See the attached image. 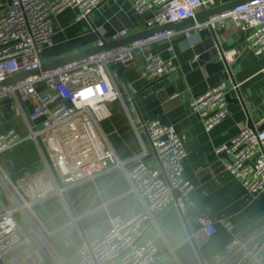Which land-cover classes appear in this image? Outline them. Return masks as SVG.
<instances>
[{
    "label": "built area",
    "instance_id": "1",
    "mask_svg": "<svg viewBox=\"0 0 264 264\" xmlns=\"http://www.w3.org/2000/svg\"><path fill=\"white\" fill-rule=\"evenodd\" d=\"M108 0H10L0 16V84L14 76L39 74L0 87V103L12 101L17 115L26 119L29 139L39 147L47 165L50 180L40 189L39 198L64 196L69 186L92 180L112 169H122L131 183V193L145 207L144 212L123 219L110 220L102 238L85 242L79 248L78 264H181L174 249L162 252L145 237L147 225L157 226V217L173 208L185 213L190 205L193 184L185 177L184 144L171 126L158 121L146 122L135 107L126 108L131 128L146 130L159 169L146 164L147 151L128 161L121 160L108 146L101 123L111 116L109 105L123 101L109 66L134 63L138 53L152 44L170 39L173 32H163L132 44L119 46L52 70L42 71V53L54 36L53 18L67 9L78 11V19L88 17ZM134 10L152 14L147 25L153 29L166 24L192 19L202 10L213 7L214 0H133ZM232 23L247 34V46L256 56L264 55V0H253L232 10L210 17L184 30L191 40L204 29H227ZM128 37L126 29L113 35L112 43ZM100 39L98 48L106 45ZM194 43L190 42L193 48ZM235 50L221 58L232 63ZM141 74L148 82L168 77L178 71L172 60L158 55H143ZM264 75V68L262 70ZM238 88V85L235 86ZM132 95L138 91L130 86ZM228 91L224 83L207 88L195 96L190 108L211 131L229 116ZM132 101V98H129ZM27 103L33 111L25 113ZM19 136L11 130L0 133V154L14 148ZM228 157L225 169L239 179L250 195L264 196V130L245 127L229 144L216 149ZM129 164V168L126 166ZM178 197H176V194ZM30 207L25 202L18 209L0 214V259L6 261L11 252L31 249V243L15 219V213ZM198 222L208 236L216 234L215 223L205 217ZM228 230L231 224L223 222ZM35 264H42L35 256ZM7 263V262H6ZM8 264H13L11 260ZM210 264V263H204ZM218 264H264V229L251 237L235 239L228 246V257Z\"/></svg>",
    "mask_w": 264,
    "mask_h": 264
},
{
    "label": "crops",
    "instance_id": "2",
    "mask_svg": "<svg viewBox=\"0 0 264 264\" xmlns=\"http://www.w3.org/2000/svg\"><path fill=\"white\" fill-rule=\"evenodd\" d=\"M214 1L213 7L197 13L202 20L165 31L174 35L138 53L134 63L109 66L123 101L109 105L111 116L100 125L108 146L121 160L128 161L147 151L145 162L155 169L159 165L148 134L143 128L138 132L131 128L126 108L135 107L148 123L158 121L175 129L186 152L184 174L194 186L190 205L183 214L199 264H218L228 257V246L235 239H246L264 229V196L250 195L242 182L225 169L228 157L216 153V149L229 144L245 127L260 129L264 124V55L256 56L248 49V33L239 32L232 23L227 29L198 31L191 40L185 37L186 28L208 20L203 19L206 11L244 0ZM9 3L10 0H0V16ZM133 5V0H108L88 19L81 20L77 10H65L53 18L54 36L42 53L43 65L97 49L100 39L112 44L113 35L124 29L127 38L136 39L153 30L147 25L152 14L139 15ZM213 35L221 45L230 47L227 51L237 52L232 63L222 58L205 61L195 53V47ZM190 42L195 44L193 48ZM147 53L172 60L178 71L148 82L141 74L143 55ZM221 83L228 91L229 116L208 132L191 110L190 102L207 88ZM130 86L138 91L136 95H132ZM14 107L12 101L0 103V133L14 130L19 136L14 148L0 154V214L30 203L29 208L15 213V219L29 238L34 254L21 248L11 252L6 262L35 264L38 255L42 264H78L83 243L102 238L112 218L126 219L144 212V203L130 192V180L122 169H112L69 186L64 196L52 194L39 198L40 189L50 180L47 165L39 147L29 139L26 119L17 115ZM33 108L32 103H27L24 112L31 113ZM200 217L215 223L216 234L203 233ZM225 221L231 224V230L224 227ZM146 231L145 237L162 252L172 249L159 225L148 224Z\"/></svg>",
    "mask_w": 264,
    "mask_h": 264
},
{
    "label": "water",
    "instance_id": "3",
    "mask_svg": "<svg viewBox=\"0 0 264 264\" xmlns=\"http://www.w3.org/2000/svg\"><path fill=\"white\" fill-rule=\"evenodd\" d=\"M251 1L253 0L235 1L231 4L226 3L222 7H217L212 10L206 11L205 14H203V19L207 20L210 17H213L221 13H224L226 11L232 10L241 4L249 3ZM199 20H202V19H200L199 14H196V16L192 19H186V20H182L179 22L166 24L164 26H159L157 28H154L153 30L147 31L145 35H143L139 39H146L153 35L163 33L179 25H184L189 22L199 21ZM139 39L126 38L117 43H112L108 45L106 44L102 48H97L92 51H87L85 53H81L73 57H68L60 61H56L50 65H43L42 71L52 70L59 66L66 65L74 61H79L89 56H92V55H95V54H98V53H101L107 50H111L119 46L128 45ZM227 50H230V47H227L226 45H221L219 43L218 38L215 35H213L212 38L196 46L194 51L197 55L201 56L203 60L208 61L213 58H221V56L224 54V52H227ZM36 74H39V72H33L30 74H21V75L14 76L13 78H10L6 80L5 82L1 83L0 87L8 85V84H13L15 82H18V81H21L27 78L28 76H32ZM228 98L229 96H227V99ZM258 130H264V124ZM175 194H176V197H178V194L177 193ZM157 222L169 246L175 250V255L177 259L180 261V263L181 264H199L200 258L197 254V250L194 246V242L191 239V232H190L189 224L186 221L184 214L181 213L179 210L172 208L171 210L166 212L164 215H162L158 219ZM0 264H8V263L0 259Z\"/></svg>",
    "mask_w": 264,
    "mask_h": 264
}]
</instances>
